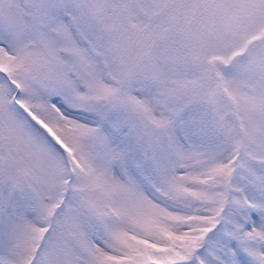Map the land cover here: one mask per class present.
<instances>
[{
  "label": "snow or ice",
  "instance_id": "snow-or-ice-1",
  "mask_svg": "<svg viewBox=\"0 0 264 264\" xmlns=\"http://www.w3.org/2000/svg\"><path fill=\"white\" fill-rule=\"evenodd\" d=\"M0 264H264V0H0Z\"/></svg>",
  "mask_w": 264,
  "mask_h": 264
}]
</instances>
